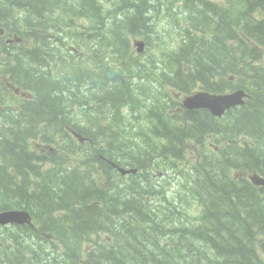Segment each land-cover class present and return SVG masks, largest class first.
Listing matches in <instances>:
<instances>
[{"label": "trees", "instance_id": "trees-1", "mask_svg": "<svg viewBox=\"0 0 264 264\" xmlns=\"http://www.w3.org/2000/svg\"><path fill=\"white\" fill-rule=\"evenodd\" d=\"M152 17L158 62L134 48ZM0 27V212L35 223L0 264H264V0H0ZM237 90L221 119L181 104Z\"/></svg>", "mask_w": 264, "mask_h": 264}, {"label": "rangeland", "instance_id": "rangeland-1", "mask_svg": "<svg viewBox=\"0 0 264 264\" xmlns=\"http://www.w3.org/2000/svg\"><path fill=\"white\" fill-rule=\"evenodd\" d=\"M179 3H177L178 5ZM167 10V9H166ZM153 20L157 19L159 21H162L160 23H158L156 25V31L154 33L151 34L150 36V42H151V46H147L146 52L144 54H142L141 56L143 60H153L158 62L159 59L161 58V48L162 46H164L165 44H172L174 39H171L169 37V34H172L171 30H166V23L167 21L164 19V21L162 19H158L156 17H152ZM137 40L139 41H145L146 39L143 36H140ZM0 40V44H2ZM14 43V45L19 44L18 42H14L12 41L11 44ZM157 67V66H156ZM137 86H139V83L137 82ZM14 91L8 92L9 93V99H8V103L11 104L12 102L10 101V95L13 94ZM170 92V91H169ZM178 98H180V96H177ZM73 118V116H72ZM129 118V117H128ZM197 152V148L192 144L189 149L187 150V155H188V159L190 164L195 162V155ZM189 162L187 163H182L180 166L184 169H188L189 168ZM152 181L154 184H156L158 187H161V190L163 191V193H165L170 199L176 198L179 194L180 195H185L187 194V191L182 189L179 184H180V180H179V174L178 172L175 170H172L171 168H167V169H162L161 171L155 172L154 177L152 178ZM190 205V206H189ZM189 205H184V210L185 212L190 216V217H198L200 212H201V208L196 205L195 203H189ZM179 219H182L180 217H178ZM181 223H185V221H182ZM1 231H0V236H1Z\"/></svg>", "mask_w": 264, "mask_h": 264}, {"label": "water", "instance_id": "water-1", "mask_svg": "<svg viewBox=\"0 0 264 264\" xmlns=\"http://www.w3.org/2000/svg\"><path fill=\"white\" fill-rule=\"evenodd\" d=\"M139 53L144 51L145 44L143 42L136 43ZM246 93L244 91H237L232 94L217 96L207 92H199L195 95L188 96L184 99L183 105L187 110L207 109L215 117H222L226 111L242 106ZM122 175L131 173L129 170L120 168ZM252 182L257 186H264V178L253 176ZM31 216L27 212L8 211L0 213V227L8 224L16 225H32Z\"/></svg>", "mask_w": 264, "mask_h": 264}, {"label": "bare ground", "instance_id": "bare-ground-1", "mask_svg": "<svg viewBox=\"0 0 264 264\" xmlns=\"http://www.w3.org/2000/svg\"><path fill=\"white\" fill-rule=\"evenodd\" d=\"M108 89H109V88H108ZM111 90H112V89H111ZM113 92H114V91H113ZM113 92H112V93H113ZM1 100H3V99H1ZM7 102H8V101H7ZM6 110H7V109H6Z\"/></svg>", "mask_w": 264, "mask_h": 264}]
</instances>
